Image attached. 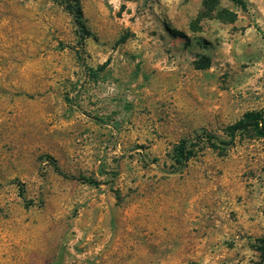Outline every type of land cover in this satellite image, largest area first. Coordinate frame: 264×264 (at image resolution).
<instances>
[{"label": "rangeland", "instance_id": "rangeland-1", "mask_svg": "<svg viewBox=\"0 0 264 264\" xmlns=\"http://www.w3.org/2000/svg\"><path fill=\"white\" fill-rule=\"evenodd\" d=\"M245 1L81 0L82 49L62 0H0V264H259L264 138L173 160L264 112V0Z\"/></svg>", "mask_w": 264, "mask_h": 264}, {"label": "trees", "instance_id": "trees-1", "mask_svg": "<svg viewBox=\"0 0 264 264\" xmlns=\"http://www.w3.org/2000/svg\"><path fill=\"white\" fill-rule=\"evenodd\" d=\"M232 1L241 8H246L245 0ZM219 2L220 0H204L202 15L205 17H212L218 9ZM62 4L74 19L79 34V46L84 49V42L88 32L86 30L81 0H62ZM218 11L219 16L221 17V12L220 10ZM106 66L107 63L97 68V70L90 69V72L95 75L104 70ZM224 133L226 137L220 138L214 134H211L210 132L202 131L192 139L182 140L174 149L173 160L175 165L179 166L180 168L185 167L192 158L196 157L199 150L196 151L195 147L198 146L199 143H204L205 147L217 151L220 154H225L231 147L235 146L238 140L252 137L264 138V112H246L236 123L228 126L224 130ZM44 157L46 161L54 168L56 173L64 179L83 181L90 185L99 184L94 179L71 176L61 169L56 158L51 155H46ZM21 192H24L22 188ZM254 249L259 254V264H264V239H258Z\"/></svg>", "mask_w": 264, "mask_h": 264}]
</instances>
